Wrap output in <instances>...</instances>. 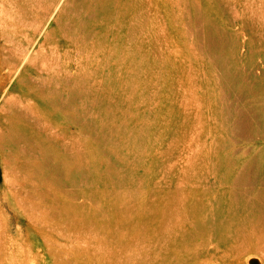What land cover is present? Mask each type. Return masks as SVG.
Listing matches in <instances>:
<instances>
[{
    "label": "rangeland",
    "instance_id": "rangeland-1",
    "mask_svg": "<svg viewBox=\"0 0 264 264\" xmlns=\"http://www.w3.org/2000/svg\"><path fill=\"white\" fill-rule=\"evenodd\" d=\"M0 264H264V0H0Z\"/></svg>",
    "mask_w": 264,
    "mask_h": 264
}]
</instances>
